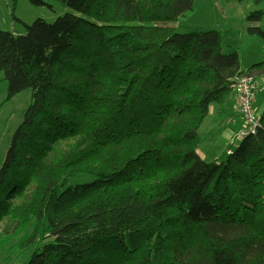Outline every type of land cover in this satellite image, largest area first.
Here are the masks:
<instances>
[{
  "label": "trees",
  "instance_id": "obj_1",
  "mask_svg": "<svg viewBox=\"0 0 264 264\" xmlns=\"http://www.w3.org/2000/svg\"><path fill=\"white\" fill-rule=\"evenodd\" d=\"M56 1L71 11L0 29L8 98L32 91L0 168V248L22 235L25 264H264V110L222 158L197 151L211 104L264 61L243 69L220 30L172 27L195 0ZM263 14L247 32L264 50Z\"/></svg>",
  "mask_w": 264,
  "mask_h": 264
},
{
  "label": "rangeland",
  "instance_id": "obj_2",
  "mask_svg": "<svg viewBox=\"0 0 264 264\" xmlns=\"http://www.w3.org/2000/svg\"><path fill=\"white\" fill-rule=\"evenodd\" d=\"M257 1L195 0L194 12L177 22L171 23V25L181 33L210 29L220 30L224 35V52L237 50L241 54V60L246 65H252V63L259 62L264 58L262 40L258 36L247 32L248 26L254 25L248 21L249 13L257 9L264 11V0H260L259 3ZM49 2L51 6L47 4L37 5L32 3L31 0H0V29L11 31L17 35L25 34L26 24H32L38 18H43L51 23L66 12L71 11L66 3L56 0ZM257 26L264 30V14L262 19L257 22ZM261 78H264V76ZM31 100V89H26L9 99L8 81L5 79V74L0 72V168L13 136L24 120L25 112ZM263 101L264 93L257 99V107L260 110ZM232 148L235 149L236 146ZM221 149L224 154L225 145L221 143L211 149L208 139H205L200 148L199 145L197 147L199 156L206 161H212L211 155ZM91 180L92 178L88 176H81L73 180L71 184ZM21 236L13 238L0 248V264H25L33 249L18 251L14 249ZM146 242L150 245L149 239ZM145 245L146 243L143 247ZM143 247L138 248V250L140 249L138 256L141 258L144 257Z\"/></svg>",
  "mask_w": 264,
  "mask_h": 264
},
{
  "label": "crops",
  "instance_id": "obj_3",
  "mask_svg": "<svg viewBox=\"0 0 264 264\" xmlns=\"http://www.w3.org/2000/svg\"><path fill=\"white\" fill-rule=\"evenodd\" d=\"M237 52L239 53V51ZM239 55L241 59V54L239 53ZM261 61H264V58ZM241 65L243 69H248L251 66L250 64L246 65L243 60H241ZM257 80L261 87V90L257 96L258 99V97L264 93V78H258ZM257 99L256 106H258ZM260 106V108H262L261 110L259 109L261 114L264 110V101ZM243 126L244 120L238 111L237 102L233 93L226 99L223 105L218 103L211 104L209 115L206 117L198 131L200 138L199 148L205 139H208L209 143L211 144V149L221 143L225 145L224 154H227L233 149V146L238 147L240 140L237 137V134L239 130L243 128ZM224 154L222 153L221 149L219 152L217 151L211 156L213 160H216L222 158Z\"/></svg>",
  "mask_w": 264,
  "mask_h": 264
},
{
  "label": "built area",
  "instance_id": "obj_4",
  "mask_svg": "<svg viewBox=\"0 0 264 264\" xmlns=\"http://www.w3.org/2000/svg\"><path fill=\"white\" fill-rule=\"evenodd\" d=\"M260 90L258 80L252 74L239 76L233 85L238 111L244 120V126L237 134L240 141L243 137L256 133L260 127V112L256 106V99Z\"/></svg>",
  "mask_w": 264,
  "mask_h": 264
}]
</instances>
